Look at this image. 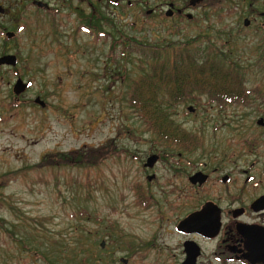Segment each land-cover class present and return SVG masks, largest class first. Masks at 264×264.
<instances>
[{"label": "rangeland", "instance_id": "1", "mask_svg": "<svg viewBox=\"0 0 264 264\" xmlns=\"http://www.w3.org/2000/svg\"><path fill=\"white\" fill-rule=\"evenodd\" d=\"M111 1L135 5L122 10L108 0H39L52 6L54 13H47L32 0H0V58H18L15 68H0V264H85V258L98 264L102 241L148 239L168 199L165 183L181 176L166 156L212 165L231 139L259 131V115L251 110H231L233 125L222 126L228 118L211 110L203 95L201 103L172 115L197 147L162 143L128 106L129 88L139 76L135 58L115 65L111 43L98 30L81 27L100 20L104 31L118 29L152 46L193 41L192 52L200 48L223 62L221 68L240 73L243 89L262 94L264 30L257 33L243 22L264 13V0H206L186 12L193 22H183V15L164 18L167 4L183 9L193 0ZM7 33L16 36L8 41ZM18 79L31 87L16 96ZM67 155L70 165L53 164ZM154 155L158 164L144 168ZM152 174L157 179L149 183ZM144 202L149 209L140 208Z\"/></svg>", "mask_w": 264, "mask_h": 264}, {"label": "flooded vegetation", "instance_id": "2", "mask_svg": "<svg viewBox=\"0 0 264 264\" xmlns=\"http://www.w3.org/2000/svg\"><path fill=\"white\" fill-rule=\"evenodd\" d=\"M38 1L32 0V5ZM205 1L183 9L169 3L166 6L172 8V15L167 12L165 17L183 15L182 19L193 21L194 16L186 12L204 5ZM45 4L48 9L36 8L54 13L52 6ZM243 26L255 27L257 33H262L264 13L244 20ZM212 105L211 110L220 117L233 118L231 121L221 119L222 126L233 125L235 117L231 110H251L259 115L256 121L259 131L246 139H231L228 151L219 155L212 165L207 162L195 165L186 159L178 158V161L166 156L171 167L181 170V176L175 180L169 178L165 183V198L168 199L161 204L163 208L157 210L160 224L146 240L136 235L133 240L122 237V240L102 241L100 250L104 257L97 261L98 264H264V81L262 97L239 101L216 99ZM190 108L194 111L190 112ZM196 112V107L188 108L190 115ZM219 129L216 127L215 131ZM251 157L257 160L247 165L246 159ZM189 169H193L191 174ZM197 174L204 176L192 181ZM156 179L154 174L147 177L149 183ZM139 206L142 210L149 209L146 202ZM191 217L194 220L187 222ZM82 261L88 264L89 260Z\"/></svg>", "mask_w": 264, "mask_h": 264}, {"label": "trees", "instance_id": "3", "mask_svg": "<svg viewBox=\"0 0 264 264\" xmlns=\"http://www.w3.org/2000/svg\"><path fill=\"white\" fill-rule=\"evenodd\" d=\"M108 2L122 10L124 7L129 9L135 5L132 2L127 6H122L121 2L111 0ZM172 4L175 8H179L178 2H172ZM164 18L169 20L167 17ZM181 20L185 22V19L181 18ZM100 23L99 20L93 25L90 21V25L82 26L81 29L87 33L98 30V37H105V41L111 43L112 50L109 56L115 65L123 61L121 59L125 62L135 58L139 76H136L129 88L128 106L162 143L182 146L184 149H189L191 146L197 147L195 146L198 143L196 138L181 131L172 120V115H176L182 106L201 103L199 97L203 95L211 100L210 105L216 99L231 98L239 101L250 96L262 97L260 93L243 89L241 83L244 77L237 71L221 68L223 62L216 63L200 48L192 52L190 47H193V41L188 40L187 43L184 42L185 44L162 41L152 46V44L136 42L119 33L118 29L106 32ZM108 23L110 21H106V24ZM177 28L182 30L179 26ZM128 71L126 66L122 67L124 76L130 73ZM11 108L14 111L19 106L16 104ZM63 160L65 162L56 159L53 164H71L70 156L63 157ZM8 180L10 179H5V181Z\"/></svg>", "mask_w": 264, "mask_h": 264}, {"label": "water", "instance_id": "4", "mask_svg": "<svg viewBox=\"0 0 264 264\" xmlns=\"http://www.w3.org/2000/svg\"><path fill=\"white\" fill-rule=\"evenodd\" d=\"M201 1H203V0H193V1L191 2L190 5L194 7V6H196L198 3H200ZM34 5H35L36 7H38V8H46V9L49 8V6H48L47 4H45V3H43V2H39V1H38V2H34ZM0 11L2 12V9H0ZM168 13H169L168 15L171 16V15H172V10L170 9ZM188 17L191 18L192 16L189 15ZM6 37H7L8 39H12V38L15 37V34H14V33H7V34H6ZM17 64H18V60H17V57H16L15 55H6V56H3V57L0 58V67H1V66H8V67H12V68L14 67V68H15V67L17 66ZM29 87H30V84L25 83V82H24L23 80H21V79H18V81L16 82V84H15V86H14V88H13V90H14V94H15L16 96H19L20 94L26 92V90H27ZM35 103L38 104V105H40L42 108H45V107H46L45 102L42 101L40 98H37V99L35 100ZM189 111H190V112H193L194 110H193V108H190ZM158 160H159V157H158L157 155L151 156V157L147 160L146 168H153V167L155 166V164L158 162ZM202 176H204V175H202V174H197V175H195V176L192 178V181H196L198 178H202ZM152 179H153V177L149 178L150 181H151ZM193 218H194V217H191L190 220H188L187 222H191V221H193V220H194Z\"/></svg>", "mask_w": 264, "mask_h": 264}]
</instances>
